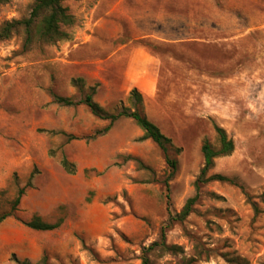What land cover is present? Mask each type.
Segmentation results:
<instances>
[{
    "label": "rangeland",
    "instance_id": "1",
    "mask_svg": "<svg viewBox=\"0 0 264 264\" xmlns=\"http://www.w3.org/2000/svg\"><path fill=\"white\" fill-rule=\"evenodd\" d=\"M33 2L1 5L0 27L28 16ZM63 5L74 16L61 25L66 38L28 47L21 30L0 38V216L9 213L0 264H229L227 254L264 264V0ZM91 87L109 113L133 108L129 92L138 89L143 112L181 148L170 151L178 161L171 179L164 153L138 139L131 118L91 138L109 120L53 100H79ZM214 125L234 150L208 174L239 185L209 181L196 190L204 139L218 147ZM33 215L62 223L32 229ZM162 228L166 245L151 246Z\"/></svg>",
    "mask_w": 264,
    "mask_h": 264
},
{
    "label": "trees",
    "instance_id": "2",
    "mask_svg": "<svg viewBox=\"0 0 264 264\" xmlns=\"http://www.w3.org/2000/svg\"><path fill=\"white\" fill-rule=\"evenodd\" d=\"M9 2V0H0V6ZM74 20V16L68 12L66 6L63 5V0H34L28 16L20 19H12L5 21L0 27V38L8 39L12 36L13 32L21 30L24 35L23 44L28 47L33 42H55L59 39L66 38L67 33L61 29L63 24H71ZM94 88L91 87L83 98L74 100L71 97L60 96L53 94V100L61 105L75 106L78 104H84L88 107L90 112L100 119L109 120L101 130H97L91 138H95L98 135L107 132L112 123L121 117L131 118L134 123L141 129L142 135L139 140L150 139L153 141L164 153L165 160L168 166V175L166 182L171 179L178 166L176 158L170 156V151L174 150L175 154L181 151V148L175 147L170 137L165 135L161 129L152 122L146 114L143 112V98L137 88H132L129 92V99L132 102L133 108L122 107L121 110L115 113L107 112L99 103L93 99ZM218 147H214L207 139H204L201 145V151L204 158V164L200 169V172L195 181V188L198 190L200 186L209 181H228L239 185L236 180L229 178L219 173L208 174L210 169L214 165V161L217 157L229 155L234 150V141L228 137L226 131L218 126L214 125ZM71 138H76L71 135ZM139 161L138 158L134 157ZM60 164L64 170L70 174L75 173L76 166L73 162L69 161L66 157L60 159ZM32 175V174H31ZM30 181L28 182V185ZM24 193V188L18 190L17 196L12 200V209H15L20 203L21 196ZM198 198V193L195 196L189 198L183 206L179 217L184 218L192 210V206ZM9 215V213L2 214L0 216V222ZM62 223V219L57 220L54 223L46 222L38 215H33L32 218L25 224L36 230L50 231L58 228ZM161 244L165 246V232L164 228L161 229V241L153 242L151 246ZM227 262L229 264H248L245 258L237 255H228ZM19 264H30L27 259L19 261ZM142 264H150L147 257H143Z\"/></svg>",
    "mask_w": 264,
    "mask_h": 264
}]
</instances>
